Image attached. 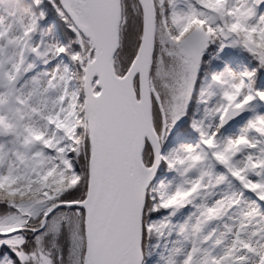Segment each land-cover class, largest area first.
<instances>
[{"label":"snow or ice","instance_id":"1","mask_svg":"<svg viewBox=\"0 0 264 264\" xmlns=\"http://www.w3.org/2000/svg\"><path fill=\"white\" fill-rule=\"evenodd\" d=\"M0 264H264V0H0Z\"/></svg>","mask_w":264,"mask_h":264}]
</instances>
